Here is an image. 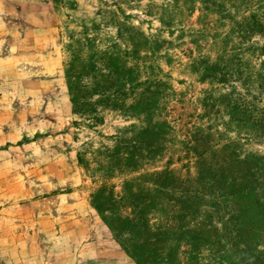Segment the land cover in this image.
I'll use <instances>...</instances> for the list:
<instances>
[{"label":"rangeland","instance_id":"obj_1","mask_svg":"<svg viewBox=\"0 0 264 264\" xmlns=\"http://www.w3.org/2000/svg\"><path fill=\"white\" fill-rule=\"evenodd\" d=\"M0 264H264V0H0Z\"/></svg>","mask_w":264,"mask_h":264},{"label":"trees","instance_id":"obj_2","mask_svg":"<svg viewBox=\"0 0 264 264\" xmlns=\"http://www.w3.org/2000/svg\"><path fill=\"white\" fill-rule=\"evenodd\" d=\"M77 100H78V97L75 96L74 102L76 103ZM204 154H205V149H203L202 151L198 152L196 154V157L200 158ZM201 162L202 161L200 160L199 163H201ZM207 170H208V168H207L206 165H204L200 170H198V177L196 178V180L197 181H202V182L203 181H208V182H210V181L213 182L214 181V182H216L217 179L218 180L222 179L225 182L226 193H231L234 190L233 188H231V187H233V181H228V178H231V177L228 176V175H225L224 174V170L221 171L223 174L220 173L219 175H216L214 172H211L210 174H208ZM210 175L212 177H210ZM213 188H214V186H213ZM234 193L235 192H233V194Z\"/></svg>","mask_w":264,"mask_h":264}]
</instances>
